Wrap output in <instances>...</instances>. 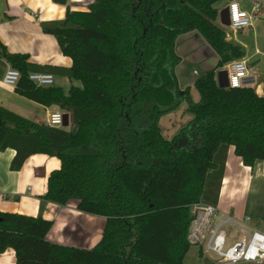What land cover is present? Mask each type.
<instances>
[{
	"label": "trees",
	"instance_id": "trees-1",
	"mask_svg": "<svg viewBox=\"0 0 264 264\" xmlns=\"http://www.w3.org/2000/svg\"><path fill=\"white\" fill-rule=\"evenodd\" d=\"M220 1L95 0L86 12L69 9L64 20L42 24L82 83L69 95L35 85L29 55L0 41V58L21 75L16 94L57 105L71 127L52 128L0 105V153L16 151L13 171L39 153L58 157L42 198L76 200L78 210L106 220L98 244L85 249L51 242V220L0 212V254L13 249L17 264H185L194 205L217 207L229 148L245 166L264 161V97L218 84L217 71L243 55L217 23ZM191 32L219 57L198 73V102L176 75L177 39ZM184 102L192 119L167 140L159 121Z\"/></svg>",
	"mask_w": 264,
	"mask_h": 264
},
{
	"label": "crops",
	"instance_id": "crops-1",
	"mask_svg": "<svg viewBox=\"0 0 264 264\" xmlns=\"http://www.w3.org/2000/svg\"><path fill=\"white\" fill-rule=\"evenodd\" d=\"M235 1L252 16V26L242 30L231 28L229 34L225 30L226 39L241 46L243 55L237 60L247 62L250 76L254 80L249 87L264 97V0H221L216 7L219 10L217 23L222 28L225 25L220 22V13ZM93 2L95 0H68L66 5H61L54 0H0V41L11 53L29 55L30 73L52 74L55 78L54 85L69 95L71 87H82V83L72 77V59L64 56L56 37L46 34L42 24L64 20L69 9L86 12ZM177 41L176 52L182 58V63L176 68L180 89L184 91L190 87L192 99L198 102L200 94L194 87L198 73L214 69L219 57L207 41L195 32L186 33ZM186 64L195 69L192 72L185 70ZM226 67L227 65L220 68L217 76ZM9 68V63L0 58L1 106L45 124L52 114L63 111L57 105L44 107L16 94L15 87L3 82ZM187 75L189 77L185 78ZM39 108L44 111L41 115ZM181 108L163 116L159 121L167 140H171L192 119L191 114H186L187 105L183 104ZM168 121L170 125H174L172 131H168ZM65 129H71L70 120ZM15 155L16 151L11 148L0 153V212L43 217L53 221V229L47 237L55 244L85 249L97 245L104 232L105 218L78 210L76 200L67 205H56L42 198L47 191L48 176L61 167L58 157L39 153L29 157L20 171H13L11 161ZM227 156L226 174L217 205L219 220L230 216L232 223H235L230 226H236L242 232L243 228L238 225L242 224L248 233L258 229L264 231V161L256 162L254 167L245 166L242 158L236 156L233 146L229 148ZM228 240L231 243L240 239H232L228 234ZM202 259L206 261L205 264H222L212 256L204 255ZM0 264H17L16 252L8 249L0 254Z\"/></svg>",
	"mask_w": 264,
	"mask_h": 264
},
{
	"label": "built area",
	"instance_id": "built-area-1",
	"mask_svg": "<svg viewBox=\"0 0 264 264\" xmlns=\"http://www.w3.org/2000/svg\"><path fill=\"white\" fill-rule=\"evenodd\" d=\"M230 23L232 29L242 30L252 26V16L239 5L238 1L229 5ZM229 78V89L249 87L252 80L246 61L237 60L226 67ZM20 72L9 68L4 75V83L15 87L20 81ZM30 80L38 86H54L55 78L48 72L29 73ZM65 111H57L52 114L47 125L52 128L64 127ZM195 218L192 221L188 240L192 245L199 246L206 256H212L222 264L263 263L264 262V231L258 229L248 233L244 226L243 237L235 242H229L226 226L232 223L231 217L219 220L218 207L211 204H196L193 209Z\"/></svg>",
	"mask_w": 264,
	"mask_h": 264
},
{
	"label": "rangeland",
	"instance_id": "rangeland-1",
	"mask_svg": "<svg viewBox=\"0 0 264 264\" xmlns=\"http://www.w3.org/2000/svg\"><path fill=\"white\" fill-rule=\"evenodd\" d=\"M220 6V5H219ZM223 28H224V30H226L227 32H228V34H229V32L231 31V27H228V26H223ZM232 33V32H231ZM184 68H185V70L186 69H189V65L188 64H186V65H184ZM192 72V71H191ZM190 75V74H189ZM189 75H187L185 78H188L189 77ZM187 105L185 102L184 103H182L179 107H178V109H177V111L178 110H181L182 108V105ZM37 111V110H36ZM38 111H39V114L40 113H43L44 111H42V109H38ZM38 111H37V113H38ZM176 111V110H175ZM182 112V111H181ZM186 114H189V113H187L186 112ZM41 115V114H40ZM183 115H185V112H184V114ZM44 116H45V114H44ZM173 124V123H172ZM168 125H169V130L168 131H172V129H173V126L174 125H170L169 124V121H168ZM168 131H166V132H168ZM163 132V131H162ZM168 134V133H167ZM225 229H226V231L228 232V234H229V236L232 238V239H241V237L243 236V232L238 228V227H236V226H230V225H228V226H226L225 227ZM199 250H200V247L199 246H197V245H192L191 246V249H190V251H189V253L187 254V258H186V260H185V264H205L206 263V261L204 260V259H202V257H200L199 256ZM203 256L205 255L204 253L202 254ZM206 256V255H205ZM207 260H209V259H207Z\"/></svg>",
	"mask_w": 264,
	"mask_h": 264
},
{
	"label": "water",
	"instance_id": "water-1",
	"mask_svg": "<svg viewBox=\"0 0 264 264\" xmlns=\"http://www.w3.org/2000/svg\"><path fill=\"white\" fill-rule=\"evenodd\" d=\"M55 2L61 4V5H66L68 0H54ZM220 22L225 25V26H230V10L229 7L225 8L223 11L220 13ZM249 83H254V80H248ZM218 84L220 88H229V78H228V73L227 70H221L218 72ZM69 120L70 116L68 114H65L64 117V127L69 126Z\"/></svg>",
	"mask_w": 264,
	"mask_h": 264
}]
</instances>
